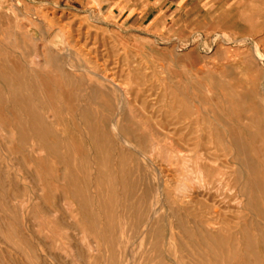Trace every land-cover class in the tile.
Listing matches in <instances>:
<instances>
[{
  "label": "rangeland",
  "instance_id": "rangeland-1",
  "mask_svg": "<svg viewBox=\"0 0 264 264\" xmlns=\"http://www.w3.org/2000/svg\"><path fill=\"white\" fill-rule=\"evenodd\" d=\"M235 26L0 0V264H264V29Z\"/></svg>",
  "mask_w": 264,
  "mask_h": 264
},
{
  "label": "crops",
  "instance_id": "crops-1",
  "mask_svg": "<svg viewBox=\"0 0 264 264\" xmlns=\"http://www.w3.org/2000/svg\"><path fill=\"white\" fill-rule=\"evenodd\" d=\"M93 1V0H89ZM100 1V0H95ZM207 5L213 2L217 9L221 8L222 12L230 10L233 16V22L236 26L230 29L233 32H254L264 29V0H204ZM229 2V6L227 3ZM107 6L103 2L100 6ZM227 5V6H226ZM235 17V18H234ZM237 17V20H236ZM254 35V34H253ZM252 36V34H248ZM254 37L262 43L264 41V34Z\"/></svg>",
  "mask_w": 264,
  "mask_h": 264
},
{
  "label": "bare ground",
  "instance_id": "bare-ground-1",
  "mask_svg": "<svg viewBox=\"0 0 264 264\" xmlns=\"http://www.w3.org/2000/svg\"><path fill=\"white\" fill-rule=\"evenodd\" d=\"M26 30H27V29H26ZM60 33H61V32H60ZM26 35H27V34H26ZM48 37H49V36H48ZM59 37H60V35H59ZM55 38H57V36H55ZM44 40H45V39H44ZM48 41H49V40H48ZM61 41H62V40H61ZM57 42H58V41H57ZM57 42H56V43H57ZM46 43H47V40H46ZM60 43H61V42H60ZM49 45H50V44H49ZM57 46H58V45H57ZM77 51H79V50H77ZM81 54H82V53H81ZM82 56H83V55H82ZM82 56H81V57H82ZM86 59H87V58H86ZM37 62H38V61H37ZM85 62H86V61H85ZM107 70H109V69H107ZM108 72H109V71H108ZM105 74H106V73H105ZM210 81H211V80H210ZM1 82H2V81H1ZM118 85H119V83H118ZM117 87H118V86H117ZM71 88H72V87H71ZM120 88H121V87H119V89H120ZM124 90H125V89H124ZM125 91H126V90H125ZM127 91H128V90H127ZM128 92H129V91H128ZM123 93H124V92H123ZM123 93H122V94H123ZM125 94H126V93H125ZM129 95H130V93H129ZM125 96H126V95H125ZM127 98H129V97H126V99H127ZM122 101H123V100H122ZM25 102H26V101H25ZM25 102H24V103H25ZM123 102H124V101H123ZM121 103H122V102H121ZM125 103H126V102H125ZM127 103L129 104L128 101H127ZM27 104H28V103H27ZM128 104H127V106H128ZM20 106H21V105H19V107H20ZM22 107H23V106H22ZM20 109H21V108H20ZM33 110H34V109H33ZM30 112H31V111H30ZM34 112H35V111H34ZM136 113H137V112H136ZM24 115H25V114H24ZM33 115H34V114H33ZM88 117H89V116H88ZM212 128H213V127H212ZM193 131H194V130H193ZM239 131H240V130H239ZM157 132H158V131H157ZM220 138H221V137H220ZM211 157H212V156H211ZM148 162H149V161H148ZM39 165H40V164H39ZM211 182H212V181H211ZM211 182H210V184H212ZM203 183H204V182H203ZM213 183H214V182H213ZM234 190H235V189H234ZM234 193H235V191H234ZM193 195H194V194H193ZM206 196H207V195H206ZM170 213H171V211H170ZM200 218H201V217H200ZM201 221H202V220H201ZM203 221H204V220H203ZM205 221H206V220H205ZM200 225H201V224H200ZM202 226H204V222H203V225H202ZM221 236H222V235H221ZM190 237H192V236H190ZM223 237H224V236H223ZM133 238H134V237H133Z\"/></svg>",
  "mask_w": 264,
  "mask_h": 264
}]
</instances>
